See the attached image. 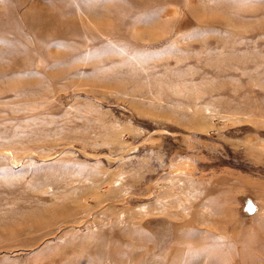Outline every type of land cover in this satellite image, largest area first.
<instances>
[{
    "label": "rangeland",
    "instance_id": "rangeland-1",
    "mask_svg": "<svg viewBox=\"0 0 264 264\" xmlns=\"http://www.w3.org/2000/svg\"><path fill=\"white\" fill-rule=\"evenodd\" d=\"M10 1L0 264H264V0Z\"/></svg>",
    "mask_w": 264,
    "mask_h": 264
},
{
    "label": "bare ground",
    "instance_id": "bare-ground-1",
    "mask_svg": "<svg viewBox=\"0 0 264 264\" xmlns=\"http://www.w3.org/2000/svg\"><path fill=\"white\" fill-rule=\"evenodd\" d=\"M10 2H11L10 5L12 7L10 9L11 10V13H12V18H14V21L16 23H18V24L21 23L23 27H36L37 29L42 28V29L46 30V29H49V27L52 26L53 24H56L57 25V24L60 23L59 22V16L61 15V10L58 7H55V9H53L50 12L49 11L47 12V9H45V8L44 9L43 8H40L39 12H32V13H30V10L27 9V11H24V12L22 11L21 13H18L17 11H15L14 8H16L17 6H19L21 4V1L15 0V1L12 2V0H11ZM62 2H65L66 3L68 1L66 0V1H62ZM75 5H76V3H75ZM68 9L69 8H67V10L66 9H64V10H66V12H68V11H70V9L69 10ZM42 10H44V12ZM64 10H62V13H63ZM2 22H4V20H2ZM8 24H9V22H8ZM5 25H7V23H5ZM13 29H14V26H11L10 30H13ZM56 30H57V28H56ZM59 31H60V29H59ZM47 32H48V36L51 35L52 38H53V36L54 37L55 36H58V31H57V33L55 32L54 35L52 33H50L49 31H47ZM43 36L45 37V35H42V37ZM46 39H49V38H46ZM198 261H199V259H197V261L196 260H193L192 261L193 263H191V264H196Z\"/></svg>",
    "mask_w": 264,
    "mask_h": 264
}]
</instances>
